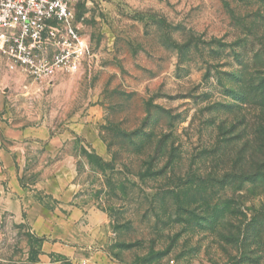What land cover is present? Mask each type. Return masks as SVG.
Here are the masks:
<instances>
[{
    "label": "rangeland",
    "instance_id": "obj_1",
    "mask_svg": "<svg viewBox=\"0 0 264 264\" xmlns=\"http://www.w3.org/2000/svg\"><path fill=\"white\" fill-rule=\"evenodd\" d=\"M74 13L73 69L33 78L0 58V143L22 188L11 204L0 159V264H264V0ZM58 175L67 202L37 187Z\"/></svg>",
    "mask_w": 264,
    "mask_h": 264
},
{
    "label": "built area",
    "instance_id": "obj_2",
    "mask_svg": "<svg viewBox=\"0 0 264 264\" xmlns=\"http://www.w3.org/2000/svg\"><path fill=\"white\" fill-rule=\"evenodd\" d=\"M76 0H0V58L25 76L73 69L87 52Z\"/></svg>",
    "mask_w": 264,
    "mask_h": 264
},
{
    "label": "crops",
    "instance_id": "obj_3",
    "mask_svg": "<svg viewBox=\"0 0 264 264\" xmlns=\"http://www.w3.org/2000/svg\"><path fill=\"white\" fill-rule=\"evenodd\" d=\"M31 134L28 132L27 129H18L16 131V134L13 136V139L16 140H21V139H25L30 137ZM34 137H38L39 139H46V136L44 134H34ZM52 140H49V142ZM12 153H10L9 151L3 149V147L1 146L0 143V159L3 160L4 162V168H6L5 170V175L6 178L10 179V185L11 187V193H10V203L14 204V202L16 203V201L18 200V194L20 191H22V188H20V186L18 185V183L15 184L13 177H14V161L12 159V155H10ZM1 167H0V173H1ZM37 187L39 190L44 191L45 193H49L51 194L53 197H57L62 201H69L68 196H67V180H63L61 178V175H58L56 177H53L52 179H44L42 181H40L37 184ZM12 197V198H11ZM14 197V198H13ZM15 200V201H14ZM30 207L27 209L26 211V219L29 221H39V220H43L45 219V217L47 216L46 213V209L40 205L39 203H34L31 205H29ZM72 216L77 215V209L74 208L71 212ZM98 218H100V221L103 223V221L105 220L103 215H98ZM55 250V249H54ZM56 251V250H55ZM98 252H102V251H98ZM98 255V254H97ZM95 257V258H94ZM93 258L95 259L96 263L95 264H107V259L101 260L98 258V256H94ZM98 261V263H97Z\"/></svg>",
    "mask_w": 264,
    "mask_h": 264
},
{
    "label": "trees",
    "instance_id": "obj_4",
    "mask_svg": "<svg viewBox=\"0 0 264 264\" xmlns=\"http://www.w3.org/2000/svg\"><path fill=\"white\" fill-rule=\"evenodd\" d=\"M41 240H44V238H41Z\"/></svg>",
    "mask_w": 264,
    "mask_h": 264
}]
</instances>
